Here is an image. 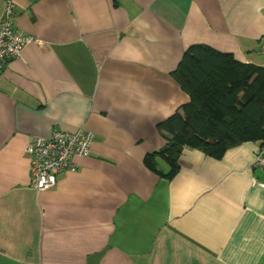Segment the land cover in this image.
Listing matches in <instances>:
<instances>
[{
    "label": "crops",
    "instance_id": "obj_1",
    "mask_svg": "<svg viewBox=\"0 0 264 264\" xmlns=\"http://www.w3.org/2000/svg\"><path fill=\"white\" fill-rule=\"evenodd\" d=\"M7 1L34 41L0 72V264H264L261 142L185 147L171 178L145 163L191 99L190 46L264 66V0H0V18ZM57 129L91 152L38 190L26 148Z\"/></svg>",
    "mask_w": 264,
    "mask_h": 264
},
{
    "label": "trees",
    "instance_id": "obj_2",
    "mask_svg": "<svg viewBox=\"0 0 264 264\" xmlns=\"http://www.w3.org/2000/svg\"><path fill=\"white\" fill-rule=\"evenodd\" d=\"M173 76L190 101L158 124L167 138L160 150L147 154L146 165L161 173L156 158H164L173 177L185 147L221 159L244 142L264 143V66L244 63L231 53L208 45L190 46Z\"/></svg>",
    "mask_w": 264,
    "mask_h": 264
},
{
    "label": "built area",
    "instance_id": "obj_3",
    "mask_svg": "<svg viewBox=\"0 0 264 264\" xmlns=\"http://www.w3.org/2000/svg\"><path fill=\"white\" fill-rule=\"evenodd\" d=\"M33 41V35L25 34L15 27L14 3L7 1L0 18V72L7 61L19 56L22 49ZM259 50L264 55V40ZM93 139V132L85 129H57L48 139L34 137L26 148L33 186L38 190L52 188L57 185L61 173L76 171L78 164L75 159L90 154ZM252 167L264 175V143L259 147ZM259 184L264 187V179Z\"/></svg>",
    "mask_w": 264,
    "mask_h": 264
}]
</instances>
